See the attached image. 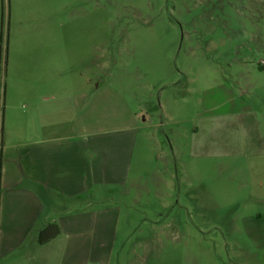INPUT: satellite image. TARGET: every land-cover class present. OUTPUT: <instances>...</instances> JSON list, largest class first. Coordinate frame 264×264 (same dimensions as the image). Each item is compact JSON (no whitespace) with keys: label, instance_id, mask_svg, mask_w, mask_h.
I'll list each match as a JSON object with an SVG mask.
<instances>
[{"label":"rangeland","instance_id":"obj_1","mask_svg":"<svg viewBox=\"0 0 264 264\" xmlns=\"http://www.w3.org/2000/svg\"><path fill=\"white\" fill-rule=\"evenodd\" d=\"M32 89L136 126L104 264H264V161L231 155L264 135V0H0V123Z\"/></svg>","mask_w":264,"mask_h":264},{"label":"crops","instance_id":"obj_2","mask_svg":"<svg viewBox=\"0 0 264 264\" xmlns=\"http://www.w3.org/2000/svg\"><path fill=\"white\" fill-rule=\"evenodd\" d=\"M26 97V110L11 102L0 123V264L107 263L120 208L102 201L110 191L125 194L120 187L129 182L136 126L82 124L80 92L32 89ZM243 144L231 155L264 161V135ZM255 171L247 185L264 192V162ZM258 198L264 202V194ZM247 221L252 236L253 225H264V211ZM50 222L60 232L39 244L38 230Z\"/></svg>","mask_w":264,"mask_h":264},{"label":"trees","instance_id":"obj_3","mask_svg":"<svg viewBox=\"0 0 264 264\" xmlns=\"http://www.w3.org/2000/svg\"><path fill=\"white\" fill-rule=\"evenodd\" d=\"M60 232L59 226L55 222H50L42 226L37 233V242L44 244L56 237Z\"/></svg>","mask_w":264,"mask_h":264}]
</instances>
